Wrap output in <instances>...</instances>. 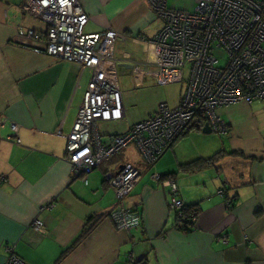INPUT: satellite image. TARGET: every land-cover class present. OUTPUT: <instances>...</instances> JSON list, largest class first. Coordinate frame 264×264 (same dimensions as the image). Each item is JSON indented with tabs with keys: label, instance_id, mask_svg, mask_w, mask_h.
I'll return each instance as SVG.
<instances>
[{
	"label": "crops",
	"instance_id": "crops-1",
	"mask_svg": "<svg viewBox=\"0 0 264 264\" xmlns=\"http://www.w3.org/2000/svg\"><path fill=\"white\" fill-rule=\"evenodd\" d=\"M79 1L89 17L86 32L116 30L122 37L114 56L145 59L140 39L151 40L162 27L147 0ZM23 2L0 0V264L6 246L27 264H264V100L220 108L224 135L203 133L204 125L193 120L152 166L130 144L84 184L65 160L66 136L90 71L38 52L41 43L17 36L19 29L46 31ZM128 66L119 64L118 83L120 73L130 78ZM125 89L120 87L122 119L98 123L104 143L153 115L161 100L142 109ZM11 124L18 126L15 134ZM218 153L212 164L184 168ZM125 164L139 178L119 204L104 174ZM153 173L171 175L182 201L198 207L189 233L175 227L169 188ZM120 205L137 212L138 226L114 227L109 213ZM35 218L43 232L32 228Z\"/></svg>",
	"mask_w": 264,
	"mask_h": 264
},
{
	"label": "built area",
	"instance_id": "built-area-1",
	"mask_svg": "<svg viewBox=\"0 0 264 264\" xmlns=\"http://www.w3.org/2000/svg\"><path fill=\"white\" fill-rule=\"evenodd\" d=\"M147 1L162 27L151 40L140 39L146 46L144 60L130 54L114 56V45L122 37L116 30L86 32L89 17L79 0L23 2L24 11L42 22L46 31L41 34L19 29L17 36L41 43L43 47L36 49L38 52L90 71L72 130L66 136L65 160L72 176L84 184L92 171L130 144H135L144 163L152 166L180 134L190 129L193 120L201 117L212 132L224 135L228 126L218 113L220 108L264 100L261 1L194 0L192 12L168 8L166 0ZM216 51H222L224 56L219 58ZM119 64L129 65L135 87L183 82L185 86L175 106L160 102L153 115L104 143L98 123L123 117ZM17 128L11 124L14 134ZM104 177L121 204L138 181L139 172L125 164L114 173L106 172ZM152 178L169 188V208L181 217L184 202L178 196L174 178H162L157 173ZM109 217L119 231H129L139 224L137 212L122 205L111 210ZM31 226L43 232L39 219L35 218ZM5 253L4 264H27L11 246L5 247Z\"/></svg>",
	"mask_w": 264,
	"mask_h": 264
},
{
	"label": "rangeland",
	"instance_id": "rangeland-1",
	"mask_svg": "<svg viewBox=\"0 0 264 264\" xmlns=\"http://www.w3.org/2000/svg\"><path fill=\"white\" fill-rule=\"evenodd\" d=\"M168 8L175 10H184L192 12L195 8L194 0H167ZM216 56L219 58L224 56L222 51H216ZM118 69V73H119ZM119 83L122 89H127V91L131 92L132 96L137 97V101H139L140 108H149L157 102H167L170 106H175L178 101V97L182 88L185 86V82L181 84L173 83L166 84L163 86H141L135 87L132 81L127 74H119ZM125 89V90H126ZM124 91V90H122ZM139 107L137 109H139Z\"/></svg>",
	"mask_w": 264,
	"mask_h": 264
},
{
	"label": "trees",
	"instance_id": "trees-1",
	"mask_svg": "<svg viewBox=\"0 0 264 264\" xmlns=\"http://www.w3.org/2000/svg\"><path fill=\"white\" fill-rule=\"evenodd\" d=\"M196 125L197 127H202L205 124V120H203V118H198L196 121ZM193 125V124H192ZM220 154H216L215 157H211L207 160H196L193 163L190 164H186L184 165V168L187 169H194V167L197 166H204V165H209L212 164L213 161L219 156ZM169 178L171 177V175H166L163 178ZM199 212V209L196 205H187L184 203L183 208L181 209V217H177L175 212V216H176V224L175 227L184 233H189L193 227H194V223H195V219L197 217V214ZM92 229V226L86 227L83 229L81 236L84 237L85 235H87L90 230Z\"/></svg>",
	"mask_w": 264,
	"mask_h": 264
},
{
	"label": "water",
	"instance_id": "water-1",
	"mask_svg": "<svg viewBox=\"0 0 264 264\" xmlns=\"http://www.w3.org/2000/svg\"><path fill=\"white\" fill-rule=\"evenodd\" d=\"M120 65L125 66V64H120ZM128 67H129V66H128ZM202 132H203V133H210V132H211V129H210L208 123H205V124H204V127L202 128Z\"/></svg>",
	"mask_w": 264,
	"mask_h": 264
}]
</instances>
